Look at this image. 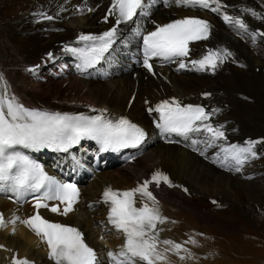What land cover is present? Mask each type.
<instances>
[{"label": "bare ground", "instance_id": "obj_1", "mask_svg": "<svg viewBox=\"0 0 264 264\" xmlns=\"http://www.w3.org/2000/svg\"><path fill=\"white\" fill-rule=\"evenodd\" d=\"M108 1L0 0V75L4 77L8 93L14 95L21 104L26 101L35 106L58 108L67 101L87 102L147 121L141 103L143 95L154 102L173 94L189 96L210 89L214 92L216 102L228 103L226 110L221 111V116L233 139L264 135V73L255 71L257 66L264 68L263 40L250 49L253 44L248 37L246 43L239 42L235 31L220 26L214 37L217 34L223 35L224 40L243 58L244 67H230L228 72L220 71L212 78L195 72L191 60H185L186 68L179 69L178 73L165 70L164 78L146 77L142 72H138L135 77L129 73L117 76V72L126 66L125 48L132 46L137 30H142L151 17L161 20L169 18L170 11L156 9L154 3L147 0L144 11L138 12L133 21L121 29L118 42L105 58V63L113 70L110 74L112 79L101 82L74 78L68 82L53 67L51 70L58 79L41 82L42 76L47 74L43 69L31 74L24 72L25 66L37 62L53 43L71 38L78 29L95 25ZM226 1L234 8L243 6V12H246L245 8L253 9L257 15L248 14V18L254 24L264 27V0ZM76 4L84 8L90 6V13H77L74 9ZM38 9H46L58 17V21L47 31L41 28L44 24H40L39 29L32 24L34 16L30 12ZM219 91L222 93L219 94ZM56 100L61 103L56 105ZM238 120L240 122L236 130L233 125ZM199 145L208 160L197 158L195 154L175 145L156 143L150 137L149 149L132 167L131 177L124 171L129 169L128 166L109 168L84 187V203L80 209L82 221H77L86 228L94 222L104 231L108 240L106 243L111 245L109 251L117 253L118 236L104 224L101 189L107 184L128 186L134 174L160 166L169 171L173 178L186 184L190 193L176 206L164 200L165 212L173 216V237H181L186 249L192 254L191 257L185 251L179 255L168 254V264H264V156L258 149L254 150L256 157L246 160L237 172L233 162L221 166L222 142L216 141L210 146V140L200 139ZM141 159L146 163L141 162ZM62 160L53 157L51 162L60 167ZM208 198H217L222 205H212ZM0 205L6 209L8 219H12L16 211L13 206L1 198ZM230 222L235 223L234 227L237 224L250 232V238L245 237L241 248L237 246L238 250L233 247L236 245L232 248L231 243L230 246L226 244L230 234L226 233L225 239L222 233V223ZM234 234L232 237L237 236V233ZM88 235L91 237V232ZM0 237L8 246L17 248L21 253L42 258L41 264H51L44 259L41 249H34V239L23 226L2 231ZM238 237H241L240 234ZM192 239L197 243H190ZM180 256L185 259H180Z\"/></svg>", "mask_w": 264, "mask_h": 264}, {"label": "snow or ice", "instance_id": "obj_2", "mask_svg": "<svg viewBox=\"0 0 264 264\" xmlns=\"http://www.w3.org/2000/svg\"><path fill=\"white\" fill-rule=\"evenodd\" d=\"M146 0H111L109 15L116 16V24L132 21L138 12H143ZM167 5L169 0H163ZM184 6L220 11L221 0H172ZM91 11V9H89ZM44 19L53 17L41 13ZM253 16L257 14L252 13ZM225 22L247 31L243 19L234 18L227 14L223 16ZM211 26L206 20L199 18H183L165 25H157L155 31L143 35V66L152 72L149 63L153 57H160L167 61L175 58H185L190 54V43L208 40ZM117 28H112L100 36L80 35L79 40L85 43L82 48L68 47L66 51L73 53L81 60V67L88 68L99 63L108 52ZM264 36V32L260 33ZM255 33L253 34V38ZM232 53L224 50H209L200 59L191 61L199 71L212 69L213 71L231 56ZM179 68H186L181 59ZM35 71V69H30ZM0 190L7 186L9 190L23 196L26 193H39L35 196L34 207L36 214L21 221L37 236H40L48 247V258L54 264H97V254L93 248L85 243L83 234L74 227L50 222L39 214V209H49L51 212L68 215L73 211V205L78 201L79 189L75 184L61 183L49 176L43 167L18 149L40 151L68 152L70 148L80 144L82 140L96 141L101 151L119 150L127 147H136L145 136L144 130L125 117L109 119L106 109H92L98 115H72L68 113L51 112L47 110L30 109L19 103L14 95L7 91L3 75H0ZM207 95V94H205ZM149 112L159 114L157 127L162 133H175L187 137L190 133L204 132L209 134L210 146L224 137L220 127L214 128L206 123L212 113L198 105H182L179 100H163ZM260 141H247L246 146L230 145L222 147L221 166L233 162L235 170L250 157H256L255 145ZM163 182L171 186V181L163 173H153L151 180H145L136 188L127 191L113 190L108 187L103 192V201L109 205L108 222L123 234L124 244L118 253H107L112 264H158L167 260V252L179 255L181 251L188 252L180 243L172 240H160L162 229L158 225L167 220L160 213L158 201L149 190V185ZM137 195L142 199V206L137 207ZM58 201L63 204L49 208L46 201ZM148 201L151 202V206ZM215 203V202H214ZM16 217L12 222L19 220ZM5 220L0 214V227H4ZM196 244L194 239L189 241ZM165 245L163 252L159 245ZM3 245H0L2 248ZM188 252V256L191 257ZM180 259H185L180 256ZM12 264H31L28 259L13 257Z\"/></svg>", "mask_w": 264, "mask_h": 264}, {"label": "rangeland", "instance_id": "obj_3", "mask_svg": "<svg viewBox=\"0 0 264 264\" xmlns=\"http://www.w3.org/2000/svg\"><path fill=\"white\" fill-rule=\"evenodd\" d=\"M257 82H258V84L260 85V81L259 80H257ZM239 97H241V96H239ZM242 120V119H241ZM240 121L238 120L237 121V124L239 123ZM141 162H145L143 159H141ZM146 163V162H145ZM126 173H127V175H129V177H131L130 175L133 173V171H132V169H125L124 170ZM263 194H261V196H262ZM233 225H235V223H232V222H230L229 224H223L222 223V226H223V229H222V233L223 234H225V239H226V237H227V235H226V233H229L230 235H228V236H231V237H227L228 239H226V241H228V243L226 242V244L227 245H229L230 243V247H232L233 245H236V246H233L234 247V249H237L238 250V248H237V246L239 247V249L241 248L240 246H242V244H243V241H244V239H245V237L246 238H250V232H248V231H246L243 227H241V226H239V225H237L236 224V227H234ZM232 227V228H231ZM243 230H242V229ZM239 229V230H238ZM235 230H236V232H235ZM240 231V232H239ZM244 231V232H243ZM244 233V234H242V233ZM246 232V233H245ZM255 232H257V230H255ZM233 233V234H232ZM234 233H237V236H233L232 237V235H236V234H234ZM223 234H221V235H223ZM239 234H240V236L241 237H238L239 236ZM247 234H249V236L247 235ZM244 237V238H243ZM229 238H230V240H232L231 242H230V240H229ZM235 238H237V239H235ZM242 241V242H241ZM232 242H235L234 244L232 243ZM232 247V248H233ZM236 247V248H235Z\"/></svg>", "mask_w": 264, "mask_h": 264}]
</instances>
